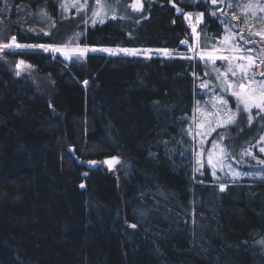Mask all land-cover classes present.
I'll return each instance as SVG.
<instances>
[{"label": "trees", "instance_id": "1", "mask_svg": "<svg viewBox=\"0 0 264 264\" xmlns=\"http://www.w3.org/2000/svg\"><path fill=\"white\" fill-rule=\"evenodd\" d=\"M117 1V14L88 24L86 12L65 16L57 0H0V25L20 44L180 52L193 40L187 13L200 18L202 51L218 47L230 17L240 23L239 0H140V11ZM229 3L226 14L214 12ZM26 9L42 11L49 27L33 28ZM6 53L50 86L0 59V264H264V178L228 180L221 191L195 169L188 130L206 60ZM251 114L220 135L226 149L251 147L264 161V113ZM246 130L253 145L231 143ZM114 157L116 173L106 164Z\"/></svg>", "mask_w": 264, "mask_h": 264}, {"label": "rangeland", "instance_id": "2", "mask_svg": "<svg viewBox=\"0 0 264 264\" xmlns=\"http://www.w3.org/2000/svg\"><path fill=\"white\" fill-rule=\"evenodd\" d=\"M6 1H4L5 3ZM136 2V0H132L131 3ZM58 7L62 14L65 16L69 15H75L79 12H86L87 15H89L88 20L86 21L88 24H93V21L97 22L99 21V17L94 16L93 12L98 10V3L97 0H86V6L83 9H80L78 7H72L73 4L80 5L85 4V0H57ZM100 3L103 5H108V7H104L103 9V18H107L108 16H112L117 14L116 9L119 6V3L117 0H100ZM140 3V0H139ZM233 4V9H236L237 15L240 18V23L236 22L234 18L230 17V23L225 25L224 28V36L222 38V41L219 42L218 47L215 50L216 55H227V56H240L243 55L245 57H251L256 62L252 66V74L255 75L256 79H261L259 76V73L264 70V11L261 9L264 8V3L260 2V0H239L237 5ZM231 3L225 4L221 7L214 9V12L221 13V11L226 14V12L230 9V6H232ZM66 6L65 7H62ZM247 5H252L251 8L246 7ZM215 6H219V4H215ZM24 14L26 15L29 23H31V26L36 29H43L48 28L50 23L48 18L44 15L42 11L37 10L36 12H31L29 10H24ZM190 14L192 17L193 15ZM227 17V16H224ZM186 19V15H185ZM2 26L0 25V34L5 33L4 30H2ZM240 29H239V28ZM197 31V30H196ZM5 39L0 41V59L4 61L7 66L12 70V72L17 76H28L34 85H36L38 88L45 90L48 89L50 86V81L47 76L40 75L34 71V68L28 64L27 62L21 60L12 58L11 56L7 55L6 52L8 51H16L18 49H39L44 51L42 48L39 47H24V48H16L15 46L11 48H4L3 45L5 44H12L13 43V36H10L9 34L5 33ZM228 36V41L225 42V37ZM197 41V33H193V40L192 42L186 41V43H182V45L185 47L184 51H172L165 48H135V47H99V46H79V45H53V44H40V45H53L56 47H63L65 49H76V48H89V49H97L96 51H89L87 53H106L108 52L100 51L99 49H112L116 54H124L123 52L119 51L120 49H130V50H136L138 54L136 56H143L148 57L152 55H163L166 56L164 53L165 51H169L173 53L174 55H189L195 59H200L199 54L202 50L198 49L196 46ZM16 44H20L16 41ZM20 45H28V44H20ZM189 48L192 49V51H189ZM212 50V51H213ZM46 52V51H45ZM52 56L56 57L59 56L64 61H81L83 57H77L74 59H65L64 55H62L60 52H52L51 50L47 51ZM86 53V54H87ZM112 55V54H111ZM125 55V54H124ZM23 61V64H20V62ZM244 64L247 66L248 61H237V60H216L215 64L213 65V62L210 60H206V77L203 79H200L197 82V88L199 94H201V98L196 101V106L199 107L201 110L205 112L212 113L208 119H210L211 124L205 125V129L203 130L204 133H209L207 135H201L197 136L194 139V160H195V169H199V174H202L205 170L208 171V174L213 178L215 183L218 185V189L221 190V185L226 186V181L231 180H241V179H250V180H261L264 178V163H261L262 160H259L258 157H256L253 154V150L251 147L244 146L240 150L233 152L234 149H226L224 147V144L222 142V139H219L224 134L227 127H217V123L222 120H227L228 118V112L227 110L222 111L218 116L215 115L217 109L214 107V105L217 103L216 98L217 97H223L224 100L228 101V109L231 111H237V101L236 98L231 95L230 91L222 90V88H226V85L222 84V80L225 77H221L220 79H217L218 73L215 69H219L221 73H227V79L230 82L238 83L237 78H233L231 73L228 72L229 65L231 64L232 67H236L237 64ZM19 65V67H17ZM19 73V74H17ZM239 76V72H238ZM244 83H247V81H243ZM201 84H207L206 88H202ZM199 102V103H197ZM242 111V109H241ZM256 113H264L260 112L259 109H255ZM259 111V112H257ZM205 120L204 115H202L201 112L195 111L194 113V127L193 132L200 131L196 128V124L200 123L201 121ZM212 128H215V131H211ZM241 131L240 128L238 129V132ZM214 133V135H213ZM222 133V135H220ZM234 134V133H233ZM234 137L233 142L231 143H237L240 142H246L252 144V140L254 139L253 136H251L248 133V130L243 132V139L244 135L247 137L242 140L241 136L239 135H233ZM264 137V133L259 137V151L261 148H264V140L261 138ZM203 140V143L201 144L200 141ZM233 140V139H232ZM242 140V141H241ZM213 141H215L220 147L213 150ZM238 144V143H237ZM253 145V144H252ZM232 146V148H235ZM220 148H224V152L220 151ZM214 151L216 153V156L213 159V164L215 166V172L216 175L213 176V167L208 164V152ZM196 152H202V155L200 157L201 162L203 163V167L200 166V164L197 163V156ZM250 153V154H249ZM262 155L264 156V152H262ZM231 154L232 156H229ZM231 157H233L231 159ZM107 161H112V159H109ZM116 161H118L116 159ZM117 162H113L111 169L116 173L117 167L115 166ZM88 164V163H87ZM109 167V164L106 163ZM110 168V167H109ZM119 171V170H118ZM206 171V172H207ZM234 173H238L239 175H234Z\"/></svg>", "mask_w": 264, "mask_h": 264}, {"label": "snow or ice", "instance_id": "3", "mask_svg": "<svg viewBox=\"0 0 264 264\" xmlns=\"http://www.w3.org/2000/svg\"><path fill=\"white\" fill-rule=\"evenodd\" d=\"M98 3V10L93 12L94 16L99 17V22L103 23L104 22V18H103V9L104 7H108V5H103L100 3V0H97ZM212 3L215 4L216 0H212ZM86 6V0H85V4H80V5H76L73 4L72 7H78L80 9H83ZM66 9V6H63ZM129 7H131V9L133 11H140L142 8V5L139 3V0H136V2L132 3L131 5H129ZM246 7L251 8L252 5H247ZM262 11H264V8L261 9ZM179 11V9H178ZM203 14H201L202 16ZM213 15H215V13H213ZM190 16V14H186V18ZM112 18H116L115 16H113ZM235 19V17H234ZM200 20L198 18L197 23H199ZM93 23H95V21H93ZM196 32V28H193V33L195 34ZM47 34V33H45ZM13 43L12 44H5L3 45L4 48H11L13 46H15L16 48H24V47H39L42 48L44 51H49L51 50L52 52H60L62 55H64L65 59H74L77 57H84L86 55L87 52L89 51H96L97 49L93 48V49H89V48H76V49H65L63 47H56L53 45H20V44H16L15 43V37L12 38ZM228 41V36L225 37V42ZM181 43H186V41H182ZM100 51H104V52H108L109 54L115 55L116 52H114L112 49H99ZM119 51L123 52L125 55H129V56H135L138 54V52L136 50H130V49H120ZM189 51H192L191 48H189ZM167 57L171 58L173 57V53L169 52V51H165L164 53ZM181 58H188L191 59L192 57H181ZM199 58L201 60H210L213 62V65L215 64L216 60H228V61H232V60H237V61H244L247 60V66H245L244 64H240L238 63L236 67H232V65H229L228 68V72L231 73L233 78H237L238 83H233L228 81L227 79V73H221L219 71V69H215L218 73L217 79H220L222 76L225 77L222 80V84L226 85V88H222V90H227L231 92V95L233 97L236 98L237 101V111H231L230 109H228V101L224 100L223 97H217V103L214 105V107H216L217 111L215 113V115H219L222 111L227 110L228 112V118L227 120H222L220 122L217 123V127H226V126H231L233 125L236 120L238 115H241L243 113H247L248 114V120L249 123L252 122V109H259L260 112H264V70H262L259 73V76L261 77V79H256L255 75L252 74V66L253 64L256 62L254 59H252L251 57H245L243 55L240 56H227V55H216L215 54V50L213 51H201L199 54ZM24 62L21 61L20 64H23ZM264 63V62H262ZM19 67V65L17 66ZM238 72H239V76H238ZM19 74V73H17ZM243 81H247V83H244ZM87 83V82H85ZM202 88H206L207 84H201ZM199 103V102H197ZM242 109V112H241ZM195 111L197 112H201L202 115H204L205 120L201 121L200 123L196 124V128L199 129L200 131H196L195 133L193 132L192 128H189L188 130V135L189 136H193V138L195 139V137L197 136H201L203 135H207L210 134L209 133H204L203 130L205 129V125L211 124L210 119H208V117H210L211 115H213L212 113L209 112H205L203 110H201L199 107H197L195 109ZM215 128H212L211 131H215ZM219 139H223L222 137H220ZM262 140H264V137L261 138ZM200 143H203V140L200 141ZM218 147H220L215 141H213V150L217 149ZM221 152H224V148H220ZM260 151L264 152V148H261ZM250 154V153H249ZM202 155V152H196V156H197V163L200 164L201 167H203V163L200 160V157ZM216 156V153L214 151H209L208 152V164L211 165L213 167V172L212 175L215 176L216 172H215V166L213 164V159ZM113 162H118L116 161V158H112V161H106V163L109 164V167L111 168L112 163ZM261 163H264V161H261ZM199 171V169H197ZM234 175H239L238 173H234ZM81 187H83V185H81ZM224 190V185H221V191ZM134 227V225H133Z\"/></svg>", "mask_w": 264, "mask_h": 264}, {"label": "built area", "instance_id": "4", "mask_svg": "<svg viewBox=\"0 0 264 264\" xmlns=\"http://www.w3.org/2000/svg\"><path fill=\"white\" fill-rule=\"evenodd\" d=\"M197 20H198V17L196 15H193V17L190 15L185 19L187 25L191 28L192 31L194 27L197 28L198 26Z\"/></svg>", "mask_w": 264, "mask_h": 264}, {"label": "water", "instance_id": "5", "mask_svg": "<svg viewBox=\"0 0 264 264\" xmlns=\"http://www.w3.org/2000/svg\"><path fill=\"white\" fill-rule=\"evenodd\" d=\"M94 163V161H90L88 164H87V167L90 168L91 165Z\"/></svg>", "mask_w": 264, "mask_h": 264}]
</instances>
